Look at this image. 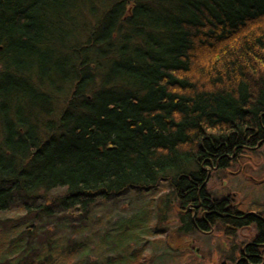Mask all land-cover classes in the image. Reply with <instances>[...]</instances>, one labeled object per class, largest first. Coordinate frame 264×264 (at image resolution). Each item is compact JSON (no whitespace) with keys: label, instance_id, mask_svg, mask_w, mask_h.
I'll use <instances>...</instances> for the list:
<instances>
[{"label":"trees","instance_id":"16d2710c","mask_svg":"<svg viewBox=\"0 0 264 264\" xmlns=\"http://www.w3.org/2000/svg\"><path fill=\"white\" fill-rule=\"evenodd\" d=\"M263 145L264 0H0V264H82L90 234L102 264L151 234L264 264V212L211 189Z\"/></svg>","mask_w":264,"mask_h":264},{"label":"rangeland","instance_id":"374dc122","mask_svg":"<svg viewBox=\"0 0 264 264\" xmlns=\"http://www.w3.org/2000/svg\"><path fill=\"white\" fill-rule=\"evenodd\" d=\"M62 105V102H61ZM61 109V107H60ZM254 158L250 160L251 162L247 165L248 167L244 169L243 173L240 174H227L226 172H213L215 175L213 181L216 180V184L211 185L212 192L214 194H222L228 191H236L238 192V197H240L241 201L246 207H257L261 211L264 212V145L260 146L257 150ZM252 176V178H251ZM221 178L225 179L223 182ZM223 183V184H222ZM147 201V199L145 200ZM156 207L158 206V202L155 203ZM166 209H164L165 211ZM9 213V214H8ZM8 213H0V218H4L10 215H15L13 211ZM159 212H157L158 214ZM173 213L166 211L165 218H163L162 222L159 223L160 229H173L176 225L175 222H172L171 219L173 218ZM158 215L153 213L151 216L152 224L156 222ZM161 217V216H160ZM158 234V233H156ZM161 235L164 233H160ZM195 235L196 240H199V243L204 246L206 249L207 254L211 255L213 258L216 257L218 254V245L220 243V239L215 237L214 235H205L203 233H193ZM152 235V234H151ZM145 235L146 237V252H150L152 254L151 260L149 264H189V258L187 257L186 253L180 248L183 247L186 242V238L184 236H177L174 234L172 236L171 241L173 240L174 249H172L170 244L165 241H155L153 236L155 234ZM91 234L86 237V245L83 246V249L89 253L87 257V262H83L82 264H102V260L107 252L105 246H101V244H96L94 246L93 240H91ZM151 236V237H150ZM245 235L243 233L238 235L237 240H242ZM168 237V240H169ZM198 243V242H197ZM91 244L93 246H91ZM196 244V243H195ZM197 246V244H196ZM208 248V249H207ZM175 249H181L176 250ZM210 249V250H209ZM107 255V254H106ZM211 257V259H212Z\"/></svg>","mask_w":264,"mask_h":264}]
</instances>
